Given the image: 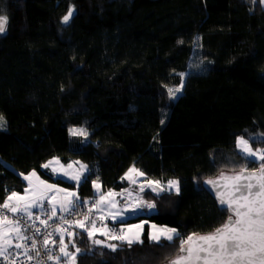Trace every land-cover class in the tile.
Instances as JSON below:
<instances>
[{
  "label": "trees",
  "instance_id": "1",
  "mask_svg": "<svg viewBox=\"0 0 264 264\" xmlns=\"http://www.w3.org/2000/svg\"><path fill=\"white\" fill-rule=\"evenodd\" d=\"M260 1L0 0V204L33 169L80 201L97 198L95 181L101 192L126 188L131 167L160 182L161 194L139 190L155 208L125 223L169 226L174 241L157 244L146 229L143 243L113 240V252L76 229V264H169L180 239L221 227L230 212L203 181L264 163L237 144L264 151ZM51 157L84 162L90 178L54 177L42 167Z\"/></svg>",
  "mask_w": 264,
  "mask_h": 264
},
{
  "label": "snow or ice",
  "instance_id": "2",
  "mask_svg": "<svg viewBox=\"0 0 264 264\" xmlns=\"http://www.w3.org/2000/svg\"><path fill=\"white\" fill-rule=\"evenodd\" d=\"M73 15V11L70 9L68 14L63 17V22L67 23ZM7 23V17L0 16V33L5 31V25ZM171 95H174L173 90H168ZM180 91V89H176ZM73 135H84L83 132H78L77 130H72ZM238 146L241 151L245 153L248 157L253 158L251 162H255L256 159L264 162V151L253 150L249 145L248 140L244 138H239ZM45 164L43 167L47 168L50 166ZM58 163V161H57ZM63 167V166H62ZM69 168L72 165H68ZM82 168L85 166L81 165ZM53 172L56 171L55 168L52 169ZM129 173H136L138 176H143L144 173L140 172L136 168L129 169ZM34 176L35 173H32ZM65 176H69V179L77 181L79 183L83 174L80 175H69L67 171L63 173ZM90 177L83 176V180L87 182ZM126 178L132 179L131 176L126 174ZM222 179L234 181L232 185V194L228 199H225L224 195L217 193L220 198V204L226 205L227 210L232 212V215L228 217V220L220 228H217L213 233H210L205 236L196 237L195 234L187 237V239H181L180 243V253L170 264H264V163L260 165V175L258 177L245 176L244 172L233 176L225 177L221 176ZM27 179V177H25ZM255 179L256 183H241L242 180L251 181ZM44 184L43 181L40 182ZM132 183H136L135 179H132ZM207 183L215 186V181H208ZM148 187L151 188L153 192H156L160 188L159 181H148ZM169 189L175 188L179 192V182L172 180L168 182ZM99 189V184L94 185ZM31 187V185H30ZM55 189L54 185H44V191L37 193L35 190L31 192L33 197L31 200H27L25 196H20L16 192H12L6 199V201L0 205V208L6 209L12 213H23L26 215L28 220L32 219V208L44 209L45 205L41 203L45 199L47 192H53ZM163 190V189H161ZM55 191H64L61 189H55ZM140 191H144L143 187ZM25 195H29V191L25 190ZM115 194L112 192L101 194L100 200L97 203H103L107 201L115 206V201L108 198L113 197ZM49 199L51 204L52 200H55V194H53ZM15 200L17 203L13 205L11 202ZM66 204H61L60 209L62 211H75L76 207H83V202L79 201L76 197V193L68 192L65 197ZM21 202H23L21 206ZM95 206V205H94ZM141 206H146L147 208H155V205L152 203L143 202L137 203L136 208H132L131 211L135 212L137 208ZM57 210V205L52 204L51 213L52 216H55ZM113 219H120V222H123L121 214L115 213L110 214ZM52 216H49L48 219H52ZM39 219V216L36 217ZM67 223V221H65ZM86 222L92 224V229H89L86 226ZM41 224L47 226L46 220H41ZM0 224H12V231L16 233V239L23 240L27 242L31 240V250H36L37 241L34 237H28L23 235L24 229L21 228L19 220L13 222L9 220L6 215L0 213ZM77 226L81 227L88 232L89 236H94L95 231V221H90L88 216H85L84 221H76ZM29 227H34V224L29 225ZM142 231L143 226H135ZM156 226L153 225V228ZM39 229H35L36 234L39 233ZM7 232L0 233V239H3L4 244L8 247H13L11 240L7 238ZM49 236L51 233L48 234ZM101 235H106L109 239L125 241L129 246L133 243H143L140 239L139 233L134 236L128 234L120 235H110L109 232H101ZM179 236L175 229L164 228L159 229L156 232H153L150 236V239L157 244L161 242L162 239L167 241H174ZM49 241L47 238L43 241L45 248L47 249ZM52 243H55L53 241ZM61 247L60 251L64 257H69L73 264H75V255L69 253L66 249V245L63 244V240L60 241ZM94 243L100 244L101 241L94 240ZM15 248H24L25 244L16 243ZM105 247L110 248L113 252L117 250L115 244H107ZM6 249H0V255L3 254V251ZM76 252L79 253L80 249L77 248ZM27 254V253H25ZM28 259H32L31 256ZM48 259H55L59 261V257L48 256Z\"/></svg>",
  "mask_w": 264,
  "mask_h": 264
},
{
  "label": "rangeland",
  "instance_id": "3",
  "mask_svg": "<svg viewBox=\"0 0 264 264\" xmlns=\"http://www.w3.org/2000/svg\"><path fill=\"white\" fill-rule=\"evenodd\" d=\"M260 2L264 6V0H261ZM173 89L174 88H172V90ZM168 92L169 91L166 90L165 94L168 93ZM173 93H174V95L169 94L167 96V98L168 99H173L174 97L177 96V94L174 92V90H173ZM73 130H75V129H73ZM77 131L81 132L80 129H77ZM239 138H242V137H239ZM238 139H237V141H238ZM257 150H261V149H257ZM240 151H241V149H240ZM261 151H263V150H261ZM57 161H58V163H57ZM49 162H52V163L46 169L50 170V172L52 173V175L54 177H60V178H63V179L69 180V181H73V183H76V184H79L81 181L79 183H77V181L69 179V176H65V175H63V173L65 171H67L69 173V175H80V174H83V176H84L88 172L87 165L84 162L80 161V160H75V161H72V162L66 164V163H63L57 157H51V158H49L48 160H46L43 163L42 167L45 164H49ZM68 165H72V167L69 168ZM81 165L85 166V168H82ZM43 168H45V167H43ZM53 168L56 169L55 172H53V170H52ZM131 168H133V167H131ZM32 173H35V175L33 176ZM126 174L131 176L132 179H135L136 183H132V179L127 178L128 181H129V185L126 188L121 189L119 191L108 190V191H105V192H101L100 187H99V189H97L94 186V190H95L96 194H98L97 198L94 201H92V198H89V197L85 198V199L82 200L83 204L91 205L92 207L96 208V215L98 216V218L100 220H103L106 223H111V224H114V225H115V223H118L119 224L118 227H119V229H121L119 235L124 233V234H128L130 236H134L135 234L139 233L140 239L142 240L144 231L147 229L148 230V237L150 239V236H151V234L153 232H156L159 229L171 228L169 226L159 225L157 223H154L152 221H147L145 219L137 221V222H134V223H125L127 219L136 216L137 213H140L143 209H145L143 206H141V207L136 209L135 213H127L126 212L127 209L136 208L137 203L143 202V198L140 197L139 190L142 188V186H141L142 182L147 180V178H145L144 175L143 176H138V175H136V173H129V171L125 173V176H126ZM83 176H82V178H83ZM23 177H24V179H25V177H27V179H25L26 186L24 187V190L23 191H14V192L18 193L20 196H25V198L27 200H31L33 198L31 196V192L33 190H35L37 193L44 191V185L45 184L54 185L55 189L64 190V191H55V189H54L53 192H47L45 199L41 201V203H43L44 205H48L50 207V209H51L52 204L57 205L56 212H58V211L64 212V211H62L60 209V205L61 204H66L65 197H66V194L68 192L76 193V189L65 187V186H63V185H61V184H59V183H57V182H55L53 180H50V179L44 177L43 175H41L37 170H34V169L31 170L30 172L24 174ZM82 178H81V180H82ZM41 181H43L44 184H41L40 183ZM95 184H98V181H95L94 185ZM30 185H31V187H30ZM26 189L29 191V195H27V196L25 195V190ZM109 192H112V193L115 194L113 197L108 198L110 200H114L115 201V206L114 207H113L112 204L108 203L107 201H105L103 203H97V201L100 200V196H101L102 193L106 195ZM53 194H55V200H52V202L50 204L48 198H50ZM76 197H77V193H76ZM78 200L80 201L81 199L78 198ZM126 200H127V203H124ZM11 203L13 205H15L17 202L15 200H13ZM22 204H23V202H21V206H22ZM40 210H42V209H40V208H32L31 212H32V214H34L35 212L40 211ZM151 210L152 209H150V211ZM118 212L121 214V216L123 218V222H120L119 218L113 219L112 216L110 215V214H115V213H118ZM139 225L143 226L142 231L140 229H138L137 227H135V226H139ZM153 225H155L156 227L153 228ZM12 227H13L12 224H0V233L7 232V234H8L7 238L10 239L11 242L16 237V233L11 230ZM171 229H173V228H171ZM109 233H110V235H115V234H113L111 232H109ZM95 235H97L95 240L102 242L100 244H104V245L114 244L113 240H115V239H109V237L106 236V235H103V236L100 237L98 232H96V231H95ZM118 241H121V240H118ZM6 246L7 245L4 244L3 239H0V249H5ZM66 249H67V251L69 253L75 255V257H76V252L75 251H72L69 248H66ZM67 259L69 260L70 264H73L72 260L69 257H67ZM75 264H76V259H75Z\"/></svg>",
  "mask_w": 264,
  "mask_h": 264
},
{
  "label": "built area",
  "instance_id": "4",
  "mask_svg": "<svg viewBox=\"0 0 264 264\" xmlns=\"http://www.w3.org/2000/svg\"><path fill=\"white\" fill-rule=\"evenodd\" d=\"M124 203H127V200ZM0 213L6 215L13 222L19 220L21 228L24 229L23 235L34 237L37 241L36 250H31V240L25 242L14 238L11 242L13 247L6 246V250L0 255V264H70L67 257H64L60 251V241L62 239L63 244L67 248L68 239L74 234L75 230H84L77 226L76 221H84L85 216H88L90 221H95L96 232L100 235L104 231L119 235L121 231L117 225L100 220L96 215V209L91 205L85 204H83V207H76L75 211H58L55 216H52L50 207L45 205L43 210L33 214L31 220H28L23 213H12L3 208H0ZM37 216H39V219H36ZM49 216H52V219H48ZM41 220H46L47 226L41 224ZM32 224H34V227L30 228L29 225ZM86 226L92 229L90 222H86ZM37 228L40 230L38 234L35 232ZM49 233H51L50 236L48 235ZM45 238L49 241L47 249L43 244ZM53 241L55 243H52ZM16 243L25 244V247L17 249L14 247ZM29 256L32 259H28ZM48 256L59 257L60 259L59 261L55 259L49 260Z\"/></svg>",
  "mask_w": 264,
  "mask_h": 264
},
{
  "label": "water",
  "instance_id": "5",
  "mask_svg": "<svg viewBox=\"0 0 264 264\" xmlns=\"http://www.w3.org/2000/svg\"><path fill=\"white\" fill-rule=\"evenodd\" d=\"M6 27V25H5ZM244 172V175L245 176H253V177H258L260 175V168L258 169H255V170H250V169H243V170H240V171H237V172H234V173H220V174H217L216 176H213V177H209V178H206L204 181H203V186L205 187V189L212 195V197L217 201L218 203V206L221 208V209H226L227 210V206L226 205H221L220 204V198L219 196L217 195V193H221L224 195L225 199H228L229 196L232 194V185L234 183V181L232 180H225V179H222L221 176L223 174V176L225 177H233L241 172ZM148 181H151V180H146V181H143L141 186L143 187L144 191L145 190H148V189H151L150 187H148V184L147 182ZM208 181H215V186H213L212 184H209L207 183ZM247 182H251V183H256V180L253 179L251 181H246V180H242L241 183H247ZM162 188L160 187L159 189H157V191L155 192L156 194H161L162 193ZM229 211V210H228ZM127 213H135V212H132L131 209H127L126 210ZM230 212V215H232V212ZM228 216V217H229ZM228 217L226 219V221L228 220ZM225 221V222H226ZM225 224V223H224ZM223 224V225H224ZM220 228V227H219ZM216 230V229H215ZM215 230L211 231V232H207V233H202V234H195L196 237H200V236H205V235H208L210 233H213ZM193 235V234H192ZM190 235V236H192ZM178 255H181L180 253V249H179V253L172 259L174 260ZM171 260V261H172ZM170 261V262H171ZM170 264V263H169Z\"/></svg>",
  "mask_w": 264,
  "mask_h": 264
},
{
  "label": "crops",
  "instance_id": "6",
  "mask_svg": "<svg viewBox=\"0 0 264 264\" xmlns=\"http://www.w3.org/2000/svg\"><path fill=\"white\" fill-rule=\"evenodd\" d=\"M129 171V169L127 170V172Z\"/></svg>",
  "mask_w": 264,
  "mask_h": 264
}]
</instances>
